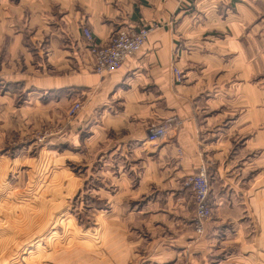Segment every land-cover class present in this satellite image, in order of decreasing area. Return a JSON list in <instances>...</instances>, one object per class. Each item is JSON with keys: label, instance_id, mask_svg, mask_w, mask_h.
Here are the masks:
<instances>
[{"label": "crops", "instance_id": "0c3cea01", "mask_svg": "<svg viewBox=\"0 0 264 264\" xmlns=\"http://www.w3.org/2000/svg\"><path fill=\"white\" fill-rule=\"evenodd\" d=\"M153 22L120 68L95 71L84 25L98 45ZM0 60L23 64L7 81L26 101L87 95L67 146L101 154L125 264H264V0H2ZM169 115L181 126L149 150L146 127ZM205 160L214 217L200 234L181 185Z\"/></svg>", "mask_w": 264, "mask_h": 264}, {"label": "rangeland", "instance_id": "374dc122", "mask_svg": "<svg viewBox=\"0 0 264 264\" xmlns=\"http://www.w3.org/2000/svg\"><path fill=\"white\" fill-rule=\"evenodd\" d=\"M2 64L0 264H125L128 256L122 254L127 250H118L122 246L118 243L125 240L124 233L118 231L124 223L112 219L110 202L97 193L101 186L108 188L101 185V154L84 145L67 146L69 139L81 141L80 129L71 132L70 127L85 108L87 95L43 94L26 101L28 90L7 81L12 80L11 72L22 69L23 64ZM184 80L183 73L182 80L175 82ZM75 102H80L81 108L74 112ZM179 122L163 142L176 133L181 119ZM144 142L150 150L152 144ZM178 156L183 157L180 149ZM203 164L209 172L211 162L205 160L194 173ZM109 171L112 174L111 167ZM106 174L110 178L107 171ZM192 174L184 176L181 189L188 192L194 204L192 187L185 184ZM210 204L213 215L207 224L214 217L211 200ZM139 221L130 223L134 226ZM205 229L200 232L195 228L200 234ZM180 260L187 264L186 259L172 264Z\"/></svg>", "mask_w": 264, "mask_h": 264}, {"label": "built area", "instance_id": "2783aa9c", "mask_svg": "<svg viewBox=\"0 0 264 264\" xmlns=\"http://www.w3.org/2000/svg\"><path fill=\"white\" fill-rule=\"evenodd\" d=\"M158 22L143 24L134 29L120 28L113 32L108 42L96 44L92 30L88 26H83L84 36L87 42L89 52L95 58V71L100 74L120 68L124 61L137 53L147 42L151 31L158 27ZM175 80L181 81L183 77L182 70L174 66ZM81 108L80 102L73 104L72 110L75 112ZM179 118L171 116L161 123L146 127V141L152 145H158L167 138L172 130L179 126ZM183 155V150L180 149ZM185 184L192 187L194 195V216L192 223L195 228L202 232L205 225L212 218L213 212L210 204V174L208 168L203 164L199 172L186 178ZM174 264H186L184 261H178Z\"/></svg>", "mask_w": 264, "mask_h": 264}]
</instances>
